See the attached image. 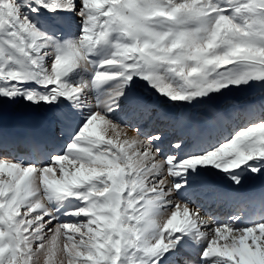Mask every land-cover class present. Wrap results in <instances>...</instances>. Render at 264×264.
<instances>
[{
    "label": "snow or ice",
    "instance_id": "obj_1",
    "mask_svg": "<svg viewBox=\"0 0 264 264\" xmlns=\"http://www.w3.org/2000/svg\"><path fill=\"white\" fill-rule=\"evenodd\" d=\"M252 89L264 0H0V127L20 102L47 125L0 131V264H264V198L212 210L264 176V106L211 103ZM145 94L214 118L166 142L131 123Z\"/></svg>",
    "mask_w": 264,
    "mask_h": 264
},
{
    "label": "bare ground",
    "instance_id": "obj_2",
    "mask_svg": "<svg viewBox=\"0 0 264 264\" xmlns=\"http://www.w3.org/2000/svg\"><path fill=\"white\" fill-rule=\"evenodd\" d=\"M145 97L149 103L155 105L153 109L152 117L145 119L142 122L133 120L131 121V123L133 124L139 123V126L141 127L142 131L157 132L163 130L166 136V142L174 141L178 139L179 136L181 135V131L176 127L174 121H179L183 119L185 121V125H186L185 130H186L187 128L195 127L202 124L207 119L214 118L213 116H210L211 114H209L205 110H197L195 112H190L188 109L185 108V110L183 111L184 108H174L167 103L157 102L153 100V98L150 95L145 94ZM160 100L163 101V98H160ZM259 100H257V102L255 101L251 104H246V105L236 104L237 106H233V105L227 106L225 104L224 105L225 108H222L221 111L228 112V111H233L237 108L239 109L251 108L256 112H259L261 110V106H264V100L263 99H259ZM4 111L27 113L30 110L25 107L23 102H20L19 104L16 105L5 106ZM158 113H163L167 117V119L160 118L157 115ZM2 132L4 133V135L10 137V133L6 131H2ZM130 135H135V133L132 132L130 133ZM261 184H263V187H260ZM220 186L226 190L235 191L250 198L246 201L239 203L243 205L242 208L238 206H233L231 211H238L241 213L260 212L261 199L264 198V176L247 177L243 181L242 186H235L232 184L231 181L225 179L222 182H220ZM228 205L229 203L215 205L212 210L215 214H223L224 212L228 211L227 210Z\"/></svg>",
    "mask_w": 264,
    "mask_h": 264
},
{
    "label": "rangeland",
    "instance_id": "obj_3",
    "mask_svg": "<svg viewBox=\"0 0 264 264\" xmlns=\"http://www.w3.org/2000/svg\"><path fill=\"white\" fill-rule=\"evenodd\" d=\"M259 99L264 100V92H262L260 89H252V90H246V91H234L232 93H229L227 96L218 98L217 100L211 103L213 104L215 108L222 110V108H225L224 106L225 104L227 106L246 105V104H251L255 101L257 102V100ZM185 108L188 109L190 112H195L197 110H205L206 112H208L206 108L202 106H197L195 108L188 106ZM185 108L183 110H185Z\"/></svg>",
    "mask_w": 264,
    "mask_h": 264
}]
</instances>
